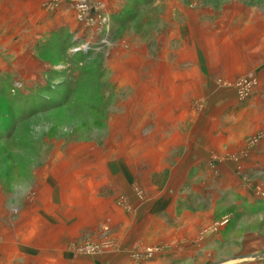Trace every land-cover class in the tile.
<instances>
[{
	"label": "rangeland",
	"instance_id": "1",
	"mask_svg": "<svg viewBox=\"0 0 264 264\" xmlns=\"http://www.w3.org/2000/svg\"><path fill=\"white\" fill-rule=\"evenodd\" d=\"M166 100L222 114L229 135L224 154L183 175L176 198L190 200L175 219L183 206L209 211L172 264H264L239 259L264 254V128H253L264 122V0H0V264L118 249L116 218L70 230L81 198L129 222L160 209L149 174ZM234 122L248 132L237 137ZM188 129L181 121L182 144ZM105 170L112 184L98 195ZM147 241L131 246L134 264L160 255V236Z\"/></svg>",
	"mask_w": 264,
	"mask_h": 264
},
{
	"label": "crops",
	"instance_id": "2",
	"mask_svg": "<svg viewBox=\"0 0 264 264\" xmlns=\"http://www.w3.org/2000/svg\"><path fill=\"white\" fill-rule=\"evenodd\" d=\"M166 97L170 98V95H167ZM164 102H166V104L160 106V128H162L160 129V139H162V141H160V172L152 171V173L149 174L151 185L154 186L153 188H160V192H163L160 198H151L153 201L155 200L154 203H160V209L154 210V213L152 212L153 214L140 211L138 217L135 218L136 220L134 222H129L128 220H125L124 217H121V213L114 214L111 208V213L110 210L103 213L97 205L92 206L88 201V198H81L78 210L85 214L82 215L83 217L80 215L75 217H81V220L75 221V224H77V226L75 225L76 228H71L70 230L73 231L76 229L79 233L83 230L87 233V231H85L86 228L92 230L101 223L100 220L107 218V216L111 219L116 218L118 221L112 226L115 227L113 230L116 231V235L120 239L119 246H117L118 249L94 257H79L67 252L65 255L60 256L62 261L57 259L60 255L57 254L52 262L46 259L50 261L47 264H134L132 257L130 256V253L133 251L131 246L134 243L144 244V242L149 240L150 237L154 238L157 236H160V255L150 262H144L141 264H172L175 261L180 260L184 257V254L189 252L188 249L182 247V240L187 237L191 238L192 236H195L194 233H196L197 229L204 225L201 220L203 219L202 221H204V219L207 218V212L209 210H197L194 209V207L187 208L183 206L179 216L175 219L177 207H179L178 202L184 203L190 200V198H176V194L181 189L183 175L187 174V172L195 166L204 163L206 157L209 154H213V149L217 151L216 154H224L223 148L225 142L228 140V137H226V135H228V132H226L228 128L226 127V124L224 126L223 124L227 123L228 118L222 114L215 116L195 115L193 114L196 112L195 110L194 112H191L185 108L188 104L179 106L172 104L168 100ZM207 119L209 124L212 123L209 126L207 125ZM181 121L188 123L190 129V132L186 133L189 134L190 137L185 140V144H182L180 141L181 134L179 133L180 130H178ZM234 123L237 124L235 126L237 132L240 131V133L237 134V137L238 135L243 136V134L245 135L246 132H248V126H245L244 122ZM263 124L264 122L262 120V122L256 124L257 127L253 128L262 129L264 128ZM170 139H172L173 142H170ZM175 143L178 145V148H182L183 150L177 152L176 157L168 163L166 161L169 154L166 153V151L172 148V145ZM98 174L100 177L102 176L101 178H106L107 182L106 185L104 184L102 186L103 188L101 187L96 191L99 195L102 190H105L106 193V191L110 189L112 178L107 175L108 173L106 170L104 172L98 171L94 176ZM98 178L99 177H97V179ZM158 180H160V182H158ZM112 190H114V194L118 192L115 191V189ZM83 193L86 194L87 191L83 190ZM102 200H109V197L92 198V202L94 203L99 201L102 202ZM158 206L159 204L155 208ZM112 214H114V217ZM143 214L145 216L148 214L150 219L146 220L147 218H143ZM158 215H160V227H157L159 224L157 221ZM69 216L70 214L68 212L67 219H71ZM107 222L110 223L109 220ZM129 223H133V227L127 226ZM63 224L71 225L72 222L70 224L67 220V222H63ZM85 226L87 227L85 228ZM72 234L73 232H71V235ZM66 236L67 239H71L72 237L69 233L67 234L63 232L60 235L61 240ZM56 242L60 244L59 246H61V248L57 246L51 247L50 251L53 252L57 250L59 252L63 250L64 245H62L57 239L52 238V243ZM146 243H148V241ZM191 245L189 246V249L191 248ZM64 258L66 260H63Z\"/></svg>",
	"mask_w": 264,
	"mask_h": 264
},
{
	"label": "built area",
	"instance_id": "3",
	"mask_svg": "<svg viewBox=\"0 0 264 264\" xmlns=\"http://www.w3.org/2000/svg\"><path fill=\"white\" fill-rule=\"evenodd\" d=\"M87 253H95L98 250V246L88 244L85 246Z\"/></svg>",
	"mask_w": 264,
	"mask_h": 264
},
{
	"label": "water",
	"instance_id": "4",
	"mask_svg": "<svg viewBox=\"0 0 264 264\" xmlns=\"http://www.w3.org/2000/svg\"><path fill=\"white\" fill-rule=\"evenodd\" d=\"M239 259H260V260H263L264 259V254H261V255H252V256H246V257H242V258H239ZM236 260V259H234ZM227 262V261H226ZM225 263V262H224Z\"/></svg>",
	"mask_w": 264,
	"mask_h": 264
}]
</instances>
